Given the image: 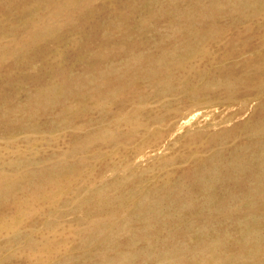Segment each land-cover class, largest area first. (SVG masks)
I'll return each instance as SVG.
<instances>
[{"label": "bare ground", "instance_id": "6f19581e", "mask_svg": "<svg viewBox=\"0 0 264 264\" xmlns=\"http://www.w3.org/2000/svg\"><path fill=\"white\" fill-rule=\"evenodd\" d=\"M0 264H264V0H0Z\"/></svg>", "mask_w": 264, "mask_h": 264}, {"label": "rangeland", "instance_id": "374dc122", "mask_svg": "<svg viewBox=\"0 0 264 264\" xmlns=\"http://www.w3.org/2000/svg\"><path fill=\"white\" fill-rule=\"evenodd\" d=\"M226 106H224L223 108H225ZM234 108H236V107H234ZM206 110H208V111H210L211 109H210V107H207V108H205ZM230 110V113L234 110V109H229ZM252 112L251 111H248V112H245V113H243V114H241V115H239L237 118L239 119V120H243V121H245L246 119H247V117L251 114ZM226 118V116L224 117V114H222L221 113V111H219V112H215L214 114H210V113H207V114H205V115H199V116H197V117H194V118H192L191 120H190V124H189V126H188V128H189V130H188V132H186L187 131V129L186 130H184V131H182V133H181V135H184V136H187L189 133H190V131H191V129L193 128V127H200L201 125L199 124V121H204L205 119H206V121L205 122H213V125L214 124H216V123H220L221 121H223L224 119ZM236 118V119H237ZM166 128V127H165ZM201 128H202V126H201ZM179 134V133H178ZM176 135V137H180V139H179V141L180 140H183V136H181L180 134L179 135ZM149 134L148 133H146V146L144 147V149H141L142 151H140L141 153H143V150H145L146 151V153L147 152H149V151H151V150H154V149H159L161 146V148H165L166 147V145L167 144H169V143H172L174 140H175V138H173V139H171L167 144H166V140H167V138L169 137V135L167 134L166 135V138H165V140L164 139H162V140H152V139H150L149 138ZM149 138V139H148ZM170 138V137H169ZM140 140L141 139H139L138 141H136L133 145H130V148H134V147H136L137 146V144L140 142ZM180 144H181V142H178L177 144H175V145H172V146H168V147H166L164 150H162L161 148H160V152H159V154H157L156 155V157L155 158H152V159H149V160H147L146 162H145V164H144V166L143 167H146V170H149V172H151L152 170H153V168H155V167H158V164L157 163H160V160H161V158L162 157H165V156H168V155H171L172 153H175L176 152V150H178L179 148H180ZM39 151H41V152H44L45 150L44 149H39ZM73 157L74 156H71L70 157V160H73ZM147 157V156H146ZM143 162V163H144ZM146 163H148V164H146ZM148 166H150V167H153L151 170L150 169H147V167ZM173 166H175V165H172V167ZM172 167H169V168H172ZM159 168H157V170H158ZM163 171L162 170H160V174L162 173ZM125 176V173H119L118 175H117V178H120V177H124ZM95 182V181H94ZM97 182H99V181H97ZM96 182V183H97ZM146 182V184L148 183V180L146 179L145 181H144V183ZM140 189L139 190H136V191H134L133 193H132V197H131V199H130V201H129V203L131 204V205H133V204H135L142 196H143V191H144V188H142L141 186L139 187ZM117 220H119V218L117 219Z\"/></svg>", "mask_w": 264, "mask_h": 264}]
</instances>
